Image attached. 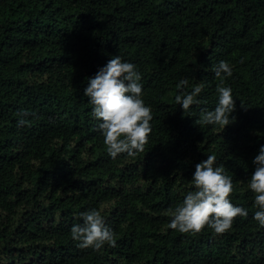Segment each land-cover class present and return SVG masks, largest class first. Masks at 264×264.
Wrapping results in <instances>:
<instances>
[{"label":"trees","instance_id":"obj_1","mask_svg":"<svg viewBox=\"0 0 264 264\" xmlns=\"http://www.w3.org/2000/svg\"><path fill=\"white\" fill-rule=\"evenodd\" d=\"M112 55L136 65L152 113L144 150L115 159L83 95ZM221 60L231 76L214 74ZM181 79L188 84L177 88ZM196 84L200 102L183 112L174 97ZM218 85L232 88L236 105L225 128L200 123ZM261 144L264 0H0V264H264L247 186ZM210 154L248 216L219 234L169 228ZM92 208L115 246L72 239Z\"/></svg>","mask_w":264,"mask_h":264},{"label":"clouds","instance_id":"obj_2","mask_svg":"<svg viewBox=\"0 0 264 264\" xmlns=\"http://www.w3.org/2000/svg\"><path fill=\"white\" fill-rule=\"evenodd\" d=\"M217 77L231 76L232 68L226 61L213 65ZM188 84L187 79L179 80L177 88ZM223 85V80L221 81ZM216 87V103L211 110L204 109L200 123L219 125L223 128L232 124L235 99L230 86ZM203 84H196L191 91L178 92L174 99L183 112L200 101L197 99ZM83 95L88 98L91 116L103 137L106 152L112 159L125 153L135 156L144 150L148 135L152 131L150 105L143 99L141 73L136 65L120 55H112L100 66L94 75L87 77ZM17 126H23L26 113L21 111ZM216 157L207 155L195 164L191 176L193 190L188 191L182 201L171 209L168 227L182 233L199 232L206 225L215 233L229 230L236 216L247 217L248 209L234 205L229 194L233 191L232 178L222 167L215 164ZM254 170L247 186L253 192L255 211L252 218L264 227V144H261L252 159ZM82 222L73 224L70 235L79 248L99 249L105 244L115 246V235L105 223L101 212L96 209L81 211Z\"/></svg>","mask_w":264,"mask_h":264}]
</instances>
